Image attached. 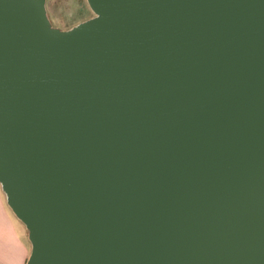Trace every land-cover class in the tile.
Masks as SVG:
<instances>
[{"label":"water","instance_id":"95a60500","mask_svg":"<svg viewBox=\"0 0 264 264\" xmlns=\"http://www.w3.org/2000/svg\"><path fill=\"white\" fill-rule=\"evenodd\" d=\"M0 0V187L25 264H264V0Z\"/></svg>","mask_w":264,"mask_h":264},{"label":"crops","instance_id":"0c3cea01","mask_svg":"<svg viewBox=\"0 0 264 264\" xmlns=\"http://www.w3.org/2000/svg\"><path fill=\"white\" fill-rule=\"evenodd\" d=\"M30 247L27 229L7 205L0 187V264H25Z\"/></svg>","mask_w":264,"mask_h":264},{"label":"rangeland","instance_id":"374dc122","mask_svg":"<svg viewBox=\"0 0 264 264\" xmlns=\"http://www.w3.org/2000/svg\"><path fill=\"white\" fill-rule=\"evenodd\" d=\"M46 10L52 25L69 28L93 15L86 0H46Z\"/></svg>","mask_w":264,"mask_h":264}]
</instances>
